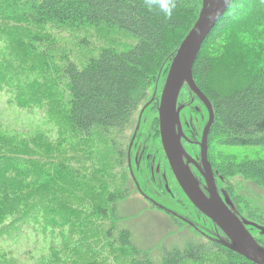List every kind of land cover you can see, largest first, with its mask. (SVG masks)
I'll list each match as a JSON object with an SVG mask.
<instances>
[{"label": "trees", "instance_id": "1", "mask_svg": "<svg viewBox=\"0 0 264 264\" xmlns=\"http://www.w3.org/2000/svg\"><path fill=\"white\" fill-rule=\"evenodd\" d=\"M176 5L165 18L143 0H0V95L16 108L38 111L47 126L30 135L0 123V262L11 259L2 243L18 246L36 227L48 245L17 264H156L151 250L119 226V202L132 190L127 135L146 103L142 111L154 110L155 119L145 129V171L133 168L141 194L184 217L197 211L179 186L180 196L165 192L155 171L161 162L168 168L156 106L202 0ZM192 76L213 107L208 156L231 209L264 226V210L249 208L233 192L234 178L264 186V0L231 1L204 39ZM177 102L182 113H201L200 126L206 121V107L186 83ZM203 217L206 222L186 217L197 236L164 251L159 264L213 257L219 264H254L201 235L224 237ZM247 228L264 247V234Z\"/></svg>", "mask_w": 264, "mask_h": 264}, {"label": "water", "instance_id": "2", "mask_svg": "<svg viewBox=\"0 0 264 264\" xmlns=\"http://www.w3.org/2000/svg\"><path fill=\"white\" fill-rule=\"evenodd\" d=\"M231 1L202 0L198 18L177 48L161 90L158 105L159 135L162 148L181 190L193 206L210 219L224 234L225 238L219 237L217 242L244 256L254 264H264V247L247 228V226H252L264 234V226L239 218L232 212L228 207L231 203L227 195L223 200L217 192L210 167H207L208 173L205 174L209 196L202 192L188 163L183 160V156L186 158L189 156L183 149L180 140L182 130L179 113L182 106H177V98L181 87L186 83L205 105L208 112L200 143L202 162L204 165L207 163V136L214 120V111L209 99L193 80L192 66L204 39L225 13Z\"/></svg>", "mask_w": 264, "mask_h": 264}, {"label": "rangeland", "instance_id": "3", "mask_svg": "<svg viewBox=\"0 0 264 264\" xmlns=\"http://www.w3.org/2000/svg\"><path fill=\"white\" fill-rule=\"evenodd\" d=\"M56 36L59 39L58 33ZM60 39L63 43L68 42L71 39V36L67 32H62ZM217 80L221 81L220 78ZM222 83L224 82L221 81V84ZM177 104H179V102H177ZM158 105L156 106L157 113ZM142 106L137 109L135 117L133 118L130 128L132 131L128 132L127 135V145L139 142L141 137L149 134H145V129L148 131L149 125L154 126L153 120L155 118H153V115L155 111L149 109L143 112L142 110L144 106ZM194 109L197 110V106H194ZM35 112L39 113L34 110L27 112L19 109L18 107L16 108L7 103V99L4 95H0V123H2L4 127L9 129L17 128L18 131L27 132L30 133V135H32V133H37L38 131H44L47 126L45 125L44 120L38 114H35ZM196 113L200 112L197 111ZM128 169V166H126V170L130 176V170ZM131 172L134 174L133 168H131ZM131 178L132 177L130 176V179ZM131 181L132 186L130 187H132V190L125 199L119 202V214L121 215L119 226L130 231L131 239L134 244L151 250V257L156 261H154L156 264H159L157 260H160L164 251L175 246L182 247L187 240L194 238L197 234L192 230V228L185 226V224L179 219L160 211L156 206L151 204V202L138 192L134 186L133 179H131ZM131 181H129V183ZM233 181V192L241 195V199L246 201L249 208L258 207L259 209L264 210V186L259 184L257 185L252 181L237 178H234ZM233 181L231 185L233 184ZM187 216L191 219L196 218V214L193 210H189L185 217ZM37 229L38 228L35 227L36 233L32 229H28V238L22 240L18 246H13L12 243L1 244L3 247V249H1L2 252L11 258L7 264H10V262L17 264V258H19V263H21V261H25L29 258V255L30 257H38L43 250L42 245L47 244V237L42 235ZM254 234L261 238V233L254 232ZM4 262L5 260L1 261L0 264H3ZM111 262H113V260H111ZM201 264L219 263L213 257L210 261L207 260Z\"/></svg>", "mask_w": 264, "mask_h": 264}, {"label": "flooded vegetation", "instance_id": "4", "mask_svg": "<svg viewBox=\"0 0 264 264\" xmlns=\"http://www.w3.org/2000/svg\"><path fill=\"white\" fill-rule=\"evenodd\" d=\"M177 106H180V104H177ZM181 106L183 108L182 104H181ZM182 108H181V110H182ZM181 110L179 113V120H180L181 130H182V136H181L180 140H181V144L183 146V149L185 150V152L189 156L188 158L183 156V160L185 163H188L189 169H190L191 173L193 174V176L196 178L200 189L207 196H209V192L207 190L205 174L208 173L207 167H210V170H211L212 176H213V180H214L216 188H217V192L219 193L221 198L223 200H225V195H227V197H228L227 190H226V188H224V186L222 184L219 183V179H222V176L216 170H214L213 165H212V163L209 159V156H208V136H207V158H206L207 163L205 164L206 166L204 165V163L202 162V159H201L200 143H201V139H202L203 128H204V125H205L207 119L205 122L203 121L204 123H202V125L200 126L199 124L203 120V116H201V113H192V112L191 113H182ZM198 115L201 116V117L199 116L200 119L198 118ZM207 118H208V112H207ZM140 140H139V142H137L135 144L132 143V145H131V143H130V145H127V148H126V155H127L126 156V164L129 168L128 170H130V175L134 181V185H135L136 189L138 190V192L141 194L140 188L138 187L139 186L138 182L135 180V176L131 172V168H134V170H136V171L138 170L139 173L144 172L145 171V164H146V162L144 161V156L149 158L146 136L141 137ZM160 143H161V141H160ZM162 150H163V148H162ZM163 152H164V150H163ZM164 155H165V153H164ZM165 157H166V155H165ZM166 160H167V157H166ZM167 165H168V168L170 169V171L172 173V170L170 168L168 160H167ZM159 166H158V170L155 169V171L157 173H161L160 181L163 180V182H164V191L168 193V191L171 190V191H174L175 194L180 196V194L177 193V190H178L177 186H179V184L177 183L173 173H172L173 177L170 176L169 170H168L167 166L165 165V163L161 162V164ZM179 188H180V186H179ZM182 193H183V191H182ZM142 196L144 198H146L149 202H151V204L156 206L160 211H163L168 215L174 216L176 219H179L180 221H182L185 224V226L190 227L192 229L194 228V230H196L193 222H191L188 218L184 217V215L177 214V212H175L174 210L164 207L163 205L154 201L153 199L149 198L148 196H146V197L144 195H142ZM172 199L175 200L174 205L176 207H178V200H176L175 198H172ZM186 199H187V197H186ZM228 199H229V197H228ZM229 201L232 204L230 199H229ZM231 204L228 205V207L230 209L231 208L234 209L235 207ZM232 212H233V210H232ZM194 213L196 214L195 219L202 220L203 222H206V220L203 217L204 215L201 212H199L197 210V211H194ZM233 213H235V212H233ZM250 227H252V226H250ZM199 233L201 235H203L204 237H206V239H209L213 242H215V241L217 242V238L223 237L218 232L215 233L216 237H213V238L210 235L207 236L204 233H201V232H199Z\"/></svg>", "mask_w": 264, "mask_h": 264}, {"label": "clouds", "instance_id": "5", "mask_svg": "<svg viewBox=\"0 0 264 264\" xmlns=\"http://www.w3.org/2000/svg\"><path fill=\"white\" fill-rule=\"evenodd\" d=\"M144 6L149 10H159L165 18H170L176 8V0H143Z\"/></svg>", "mask_w": 264, "mask_h": 264}]
</instances>
